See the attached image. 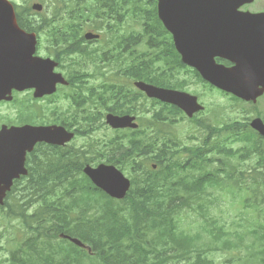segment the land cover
<instances>
[{"label": "flooded vegetation", "instance_id": "obj_1", "mask_svg": "<svg viewBox=\"0 0 264 264\" xmlns=\"http://www.w3.org/2000/svg\"><path fill=\"white\" fill-rule=\"evenodd\" d=\"M100 1H94V8L98 9L95 11L87 9L85 4L79 2V11H61L64 16L60 21L64 23L59 24L56 12L52 9L46 14L36 13L24 8L29 6L27 1L17 4L23 6L21 8L15 6L20 12L18 17L20 29L35 35L37 41L35 56L56 63L53 72L61 75L65 83H55L52 93L47 90L48 94L40 97L34 96V90H10L12 99L0 101V130L7 127V132H10L13 128L23 126H57L67 130L69 127L72 129L79 127L85 121L83 115L87 107L83 104L76 106L78 101L73 102L70 94L82 96L80 86L87 92L93 91L99 96L114 89L118 94L112 100L106 99L105 105L108 106H112V103L124 104L127 102L124 97L130 98L133 95L142 99L141 94H135L133 90L134 80L137 79L132 74L133 62L137 59H141L145 64L150 59L160 60L157 64L165 68L163 79L167 77L165 76L167 72L170 81L180 78L175 65L180 63V56L175 50L171 36L163 26L159 27L157 24L150 26L140 17H135L132 0H107L112 2L111 6ZM65 6L67 7V4ZM75 6L73 2V8ZM239 10L250 14H264V0H253L251 3L243 4ZM87 32L99 34V38L86 40L84 36ZM133 34L140 42L137 47L138 53L134 51ZM261 40L264 41L263 35ZM224 63L229 65L227 62ZM0 94L5 98L9 97L5 86L0 89ZM98 100L100 101V97ZM88 109L89 112H99L89 124L92 128H100L102 120L99 102L89 105ZM114 132H118L114 135H123L121 131ZM1 148L4 153L0 155V190L5 191V196L2 206L4 208L0 210L2 218L0 221L13 223L19 220L13 215L15 204L21 205L19 203L21 194L27 189L28 181L21 177L13 179L7 188L9 184L7 177L21 169L15 160L20 158L22 148L20 146L13 148L9 140L2 141ZM59 149L61 147L36 143L30 152H25L24 167L28 174L34 177L33 185H36L37 181L47 182L48 187L52 185L53 176L49 179L48 177L53 175L55 165L53 152ZM14 150L19 152L17 157L14 156Z\"/></svg>", "mask_w": 264, "mask_h": 264}, {"label": "trees", "instance_id": "obj_2", "mask_svg": "<svg viewBox=\"0 0 264 264\" xmlns=\"http://www.w3.org/2000/svg\"><path fill=\"white\" fill-rule=\"evenodd\" d=\"M184 70L185 66L180 64ZM195 75H197L195 73ZM199 79V77L197 76ZM200 80V79H199ZM155 84L159 82H153ZM165 120L158 117L157 121ZM217 129H212V133H216ZM209 136L196 147L187 148L186 156L184 151H176L174 153H165L166 146L158 149L155 160L159 161V166L163 170L188 171L187 177L181 188L174 187V191L166 193L175 210L154 208L151 209L146 216L145 211H139L133 207L128 209L126 217L119 218L116 215H109L103 212L106 217L104 220L97 218V212L94 210L97 203L98 191L94 190L90 183L84 185L78 190H71L69 193L70 207L61 210L53 201L50 206L47 200L50 198L48 193L39 189L37 198L43 200L42 209L37 216L44 218L52 212L50 220L51 228H43L38 235L45 234L49 236L51 233H67L68 235L77 236L82 242L91 247L92 255L85 251L74 248L69 244L67 249L51 248V239L54 243L56 237H36L30 243L33 246L42 248L43 250L37 254L36 264H215L213 260L207 258V253L218 249V242L223 247L233 248L235 244L228 240L231 236L224 226H218L216 222L210 219L209 211L211 203L205 206V201L210 196L208 189L223 188V185L229 186L230 190H237L241 199L240 205L247 210H253L257 201L256 197H250L245 200V196L241 193V187L237 186L236 179L231 164L226 160H221L219 167L214 170L212 178H208L203 174V178L194 175L193 172L200 173L205 170V153L208 151ZM136 144V142L134 143ZM220 147L216 150L218 154L229 157L222 144L215 143L214 147ZM143 147H139L142 150ZM153 146L149 145V153ZM161 160V162H160ZM72 168V167H71ZM55 164L53 177L59 178L61 174ZM219 174L224 175L223 181H218L216 177ZM54 180V179H53ZM72 180V181H70ZM72 183H76L77 179H70ZM229 184H228V183ZM39 188V187H38ZM74 204V205H73ZM189 206L188 209L194 211L197 208L198 220H200L199 233H192V223L181 224L183 217V206ZM195 206L196 208H193ZM136 207V206H135ZM142 210V209H141ZM79 214V217L72 218L73 214ZM110 217V218H109ZM149 217V218H148ZM105 223H103V222ZM201 221L203 223H201ZM39 225H42V219L38 218ZM263 230V231H262ZM251 232V231H249ZM257 235V231H253ZM248 234V233H247ZM259 237L252 243L254 254L245 263L240 264H264V226ZM208 237V238H204ZM220 245V246H221ZM257 246V248H256ZM13 264V261H11ZM17 264V263H16ZM23 264V262L21 263ZM239 264V263H237Z\"/></svg>", "mask_w": 264, "mask_h": 264}, {"label": "water", "instance_id": "obj_3", "mask_svg": "<svg viewBox=\"0 0 264 264\" xmlns=\"http://www.w3.org/2000/svg\"><path fill=\"white\" fill-rule=\"evenodd\" d=\"M169 2L173 4L159 7V18L173 34L175 47L184 64L195 68L203 79L218 88L236 95L243 94L247 100H253L264 92V80L258 79L264 74V41L261 40L262 35L264 36V17L238 14L237 8L247 2L242 0ZM0 38H3L2 42L6 44L8 52L17 48L15 52L20 68L17 69L14 64V54H8V78H14L16 75H21L25 81L38 78L26 73L20 74L19 70L24 67H29L32 73H36L35 64L41 67L42 62L36 63V60H32L34 38L25 36L16 29L13 9L3 0H0ZM18 42H21V45L17 44ZM215 57L227 59L234 63L235 67L229 70L215 65ZM138 86L149 97L173 103L190 117L202 110L195 97L142 84ZM259 87L262 89L258 91ZM130 121L128 118H118L111 124L124 128L130 126ZM252 126L264 133V126L260 122H253ZM44 138L42 137V140ZM87 172L95 184L111 195L123 196L127 184L114 169L100 167L98 170Z\"/></svg>", "mask_w": 264, "mask_h": 264}, {"label": "rangeland", "instance_id": "obj_4", "mask_svg": "<svg viewBox=\"0 0 264 264\" xmlns=\"http://www.w3.org/2000/svg\"><path fill=\"white\" fill-rule=\"evenodd\" d=\"M184 74H181V77ZM191 77V76H190ZM189 92H197L201 98L202 101L206 103V100L208 102H211L212 105H214L218 109H223L225 103L219 99V97L214 96L211 97L207 94L206 99L203 97L206 94V90L202 87L201 84L195 82L193 79L190 80V85L188 86ZM159 107H156L158 109ZM246 110H251L250 107L246 105ZM249 113H252L251 111H248ZM152 114V113H151ZM149 114V116H151ZM183 124H188L186 121H181ZM184 130V126L181 124H176L172 127V132L177 135V133L183 137L182 131ZM102 135H100L101 138ZM186 136V134H185ZM212 199L214 200V204L212 206V216H215L220 219L226 227L230 230L232 234L235 235H244L247 232L248 226L251 225V223L248 221V218L250 221H252V215L249 214L244 208H242L238 204V200L236 198H233L231 194H228L226 192L221 191H214ZM262 211H259L260 214H258L255 219H258L261 223L264 222V214L261 213ZM258 213V212H257ZM252 228H254V223H252ZM244 255V253H243ZM213 258L215 259V262L217 264H224V263H230L232 261V255L228 253L219 252L214 254Z\"/></svg>", "mask_w": 264, "mask_h": 264}]
</instances>
